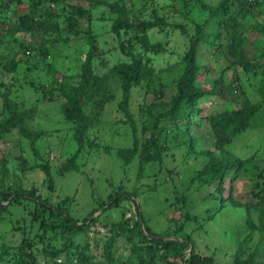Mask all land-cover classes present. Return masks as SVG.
<instances>
[{
    "label": "trees",
    "instance_id": "16d2710c",
    "mask_svg": "<svg viewBox=\"0 0 264 264\" xmlns=\"http://www.w3.org/2000/svg\"><path fill=\"white\" fill-rule=\"evenodd\" d=\"M66 0H0V20L4 19L5 11L13 6V17L7 16L5 35L10 42L18 47L13 54L1 61L3 70L17 72L20 64H25V83L34 88L46 89L44 82L36 83L28 74L38 67V62L29 61L32 53H39L42 68L45 69L50 88H55L62 96L61 103L64 118L72 123V139L75 150L61 163L58 172L64 174L71 170H78L77 159L89 148L97 146L90 138V130L100 121L102 107L105 102L114 98L112 86L119 91L117 108L121 115L119 120L134 125V118L129 108L133 88L141 85L147 94H152V99L146 106L141 104L142 110L146 109L142 120V130L148 133L141 140L135 136L132 146L116 151L121 166L125 169L131 163L136 162L139 166L137 175L146 174L147 164L161 161L164 150L177 148L187 151H195V137L191 133L190 126L195 118H205L210 126L213 149L203 150L200 165L190 168L185 177L186 187L180 194L174 196L175 202H185L190 188L200 195L199 200L210 203L202 211V217L190 215L188 212H180L183 221L177 223L176 217H169L170 223L160 231L152 229L137 198L140 191H147L156 197V185L148 189H141L136 185L127 186L122 181L111 186L109 192L99 199L89 211L82 217L72 214L73 196L64 195L56 200L51 195L42 196L35 186L25 187L17 180L8 182L6 161L3 158L0 166V219L1 212L10 205H22L30 214L27 225H23V234L19 243L14 245L4 244L0 250V264H216L212 255H202L195 252V248L186 254L189 244H194L190 232L185 231V225L192 220L201 218L211 219L226 204L243 205L248 213L246 225L248 228L256 227L260 231L258 244L251 250L246 251L245 245L239 246L234 252L232 264H264V167H260L254 158V154L243 157L230 150L229 144L240 133L244 132L255 119L258 110L264 106V20L257 13L264 11V0H218L210 4L206 0H177L181 13L187 15L191 8L194 15H200V19L189 17L192 20L191 27L187 23H172L173 28H179L180 33L186 37V49L180 58L178 72L171 78L162 81L154 74L150 65L152 57L146 55L142 59L139 51L135 48L136 41L151 50L162 49L159 41L150 42L147 30L151 27L168 24L163 16L153 15V18H145L127 5L126 0H89L90 3H106L115 16L110 24V30L118 38L117 48L125 55V59L112 64L105 72L99 73L95 69L94 59L97 56V36L91 27V8L77 3H66ZM66 3L71 8L68 17V27L76 33L82 32L81 21L86 22L83 29L87 50L79 65V71L75 74L58 75L54 68L50 44L53 40L52 32L60 28V20L57 13L50 10V3ZM25 4L23 10L18 7ZM92 5L90 7H92ZM259 10V11H258ZM47 21L52 24L47 25ZM41 29V40H33L28 36ZM252 30L257 34L256 40H252L254 49L251 52L245 50V44L250 39L246 31ZM161 31V29H160ZM261 35V38H260ZM222 36L227 38V46H222ZM3 34L0 31V42ZM201 46L209 52V56L224 47L228 52L229 59L222 69L221 75L213 79L215 86L205 90L196 84V78L200 70L209 69L210 61H200ZM134 47V48H133ZM51 57V59H47ZM241 69L246 78L254 76L256 82L252 84V92L256 95L252 100L244 93L243 83L234 74L228 83L223 75L228 69L236 72ZM11 77H13L11 75ZM74 77L73 81L71 78ZM170 86L169 96L162 85ZM239 92L238 104L227 107L224 110L205 113L204 117L199 114L210 95L227 97ZM237 97V95L235 96ZM157 98V99H156ZM0 109V133L8 132L16 127L20 135L29 140V145L38 155L35 142L41 136V131L27 127L25 119L29 112L11 102L8 96H4ZM88 107V109L86 108ZM155 108V109H153ZM170 135L172 144L165 146L160 142ZM95 138L96 135H95ZM173 147V148H169ZM106 149V147H104ZM41 155V154H40ZM42 156V155H41ZM22 162L25 160L22 158ZM32 167V165L25 164ZM34 168L39 167L44 172L47 188L53 191V173L50 170L47 157L43 161H36ZM172 171V167H166ZM144 173V174H143ZM148 174V173H147ZM172 176V177H171ZM240 176L249 178V192L255 201H239L235 195L233 186ZM174 178L169 175L163 178L160 184H166L168 179ZM110 184V181H109ZM166 190V189H165ZM164 190V191H165ZM174 192V191H173ZM93 199H96L94 193ZM130 201L133 210L121 208L119 217L107 228L109 235L99 239L93 237L96 248L101 243V251L94 253L90 248L89 229L93 222L98 220L99 213L108 208L120 207L124 201ZM162 201H172L169 196L163 194ZM175 205V203H174ZM254 206L258 211L259 222L251 219L250 210ZM175 210L179 209L176 205ZM98 213L88 220L91 215ZM200 215V214H199ZM37 227L40 231L35 232L32 238L27 236L26 229ZM240 226V225H239ZM238 226V227H239ZM237 227V226H236ZM238 227L236 230H238ZM243 228V227H241ZM100 232L103 231L98 230ZM149 234L151 236H149ZM162 237V238H159ZM122 238L121 246L128 248V254L118 252V239ZM248 239L244 237V241ZM171 251H173L172 254Z\"/></svg>",
    "mask_w": 264,
    "mask_h": 264
},
{
    "label": "rangeland",
    "instance_id": "374dc122",
    "mask_svg": "<svg viewBox=\"0 0 264 264\" xmlns=\"http://www.w3.org/2000/svg\"><path fill=\"white\" fill-rule=\"evenodd\" d=\"M108 2L114 0H106ZM210 4H215L218 0H206ZM66 3H77L84 7L91 8L92 18L91 27L97 36V56L94 59L95 69L97 72L102 73L107 70L112 64L125 59V55L117 48L118 38L110 30V24L115 16V13L106 3L91 4L89 0H66ZM66 3H53L51 2L50 10L57 13V19L60 20V28L56 32H52L51 37L55 40L50 42L53 47V63L54 68L57 70L59 76L63 74H75L79 71V65L87 50L85 36L83 29L86 26L85 21H81L80 28L82 32L76 33L68 27L69 19L67 16L71 13V8ZM129 7L134 8L135 11L139 9V15L145 18H153V15L163 16L169 22L161 26L151 27L147 30L150 42L159 41L163 46L159 50H151L142 46L136 41L135 48L140 53L142 59L146 55L152 57L151 66L154 69V74L162 81L166 77L171 79L178 71L180 65V58L186 49V37L180 33L179 28H173L172 23H187L191 27L192 20L189 17L193 16L195 19H200V15H194V9L191 8L187 15H183L180 11L179 3L177 0H126ZM92 5V7H90ZM26 7L22 4L18 7L23 10ZM9 10L5 11V15L13 17V6L8 7ZM259 11V10H258ZM259 14V18L264 20V11ZM7 16H4L5 18ZM0 20V31L3 34V39L0 42V109L4 96H8L11 102L16 103L18 106L26 109L29 115L26 117L25 122L28 128L32 130L41 131V136L36 140L35 145L38 155L29 145V140L18 132L16 127L11 128L8 132L0 133V166L1 160L4 158L7 165L8 175L5 180L11 182L17 180L20 184L27 188L35 186L37 192L42 196L51 195L52 200H56L66 194L73 196L72 214L76 217H82L89 209L97 203L99 199L104 197L110 190L111 186L122 181L127 186L136 185L141 189H148L152 185H156V197H153L147 191H140L137 198L138 203L143 210V215L147 219L149 226L160 231L167 224L170 223L169 217L180 216V210L183 213L188 212L190 215H198L202 217V211L210 203L206 200H199L200 195L196 190L190 188L185 202L178 200L175 202L174 196L180 194L186 187L185 177L187 171L195 166L200 165L202 162L203 150L206 148L213 149L212 134L210 133L209 123L203 118L196 117L195 122L191 124L190 130L195 139V151L178 150L177 148L164 150L161 154V161L157 163L147 164L146 174L137 175L138 164L131 163L125 169L121 166L119 157L116 154L118 149H126L132 146V141L135 136L141 143L142 138L148 133L142 130V120L145 117V110L140 109L141 104L146 106L152 99V94H147L146 90L138 85L133 88L132 96L129 103V108L134 118V125L129 122L119 120L121 115L117 108V99L119 98V91L115 86H112L114 91V98L109 102H105L102 107L100 121L94 128L90 130V138H92L97 146L89 148L84 151L77 159L78 170H71L64 174H60L58 169L61 163L72 154L75 150V143L72 139V123L64 118L61 103L62 96L55 88H50L47 80L45 79V69L42 68L40 54L32 53L29 56V61L38 62V67L33 69L29 77H33L36 83L44 82L46 89L34 88L25 83L24 74L25 64H20L17 72H7L3 70L1 61L9 59L13 51L18 47L14 42H9L8 37L5 35V28L7 26L6 19ZM47 25L52 22L47 21ZM161 29V31H160ZM42 30L29 35L28 37L33 40H41ZM249 37V43L245 44V50L251 52L254 49L252 40H256L257 34L252 30L246 31ZM261 38V35H260ZM222 46H227V38L222 36ZM219 47L214 51L211 56L204 46H201L199 60H209V69H202L199 71L196 84L205 90H209L215 86L213 79L221 75L223 67L226 65V60L229 59L228 52H224V47ZM134 48V47H133ZM13 50V51H11ZM47 59H51L48 57ZM234 74L243 83L244 93L255 100L256 95L251 93L252 84L256 82L253 75L246 78L245 73L241 69H236V72H231L228 69L223 75L225 76L226 83L230 82ZM11 75L13 77H11ZM73 81L74 77L71 78ZM166 92V97L169 96L170 86L168 84L162 85ZM237 95V97H235ZM234 96L231 94L227 97L212 96L210 95L206 103L203 104V109L199 114L204 117L205 113H215L226 109L227 107L235 106L238 104L241 97L239 92ZM157 99V98H156ZM88 109V107H86ZM155 109V108H153ZM95 135L97 138H95ZM164 141L160 138V142L168 147L172 141L170 135ZM170 141V143H169ZM106 147V149H104ZM229 148L239 156H249L254 154L258 165L264 167V106H261L253 122L246 128V130L238 134L233 141L229 144ZM215 149V148H214ZM42 156H41V155ZM47 157V161L51 172L53 173L54 188L50 191L46 186L44 172L39 168H34L36 161H43ZM22 158L25 162H22ZM25 164L32 165V167L25 166ZM166 167H172V171H168ZM148 173V174H147ZM169 175H174L178 180L171 178L168 179L166 184H160L163 178L167 179ZM110 181V184H109ZM247 176H240L236 179L233 186L235 197L242 203L246 200L255 201L254 196L249 192L250 185ZM166 189V190H165ZM165 190V191H164ZM174 191V192H173ZM96 199H93L92 194ZM169 196L174 203L162 201L163 194ZM178 205L179 209L175 210ZM127 207L126 210L132 211L133 206L130 201H124L120 207L108 208L101 211L98 215V220L93 222L89 229V242L90 248L94 253L101 251V243L96 248L93 237L100 238L109 235L107 228L116 220L121 208ZM94 213L89 217L91 220L96 214ZM182 213V214H183ZM176 220L179 224L183 221V216ZM200 214V215H199ZM3 220L0 219V248L4 244L14 245L19 243L21 235L23 234L22 227L27 225L30 214L22 205H10L6 210L1 212ZM251 219L255 224L259 222L257 209L252 206L250 210ZM248 213L243 205L226 204L213 218H201V226L198 221L192 220L185 225V231L190 232L195 248V252L202 255H212L216 264H232L234 259L235 250L245 245V250H251L256 244L260 236V231L256 227L248 228L246 225V218ZM240 225V226H239ZM238 227V230L237 227ZM243 227V228H241ZM26 229V235L30 237L35 236L36 231H40L37 227H32L30 230ZM101 230L102 232L98 231ZM248 239L244 241V237ZM122 238L118 239L119 247L118 252L128 254L129 250L121 246ZM189 248V247H188ZM1 250V249H0ZM173 251H171L172 254ZM189 254V249L186 250Z\"/></svg>",
    "mask_w": 264,
    "mask_h": 264
},
{
    "label": "water",
    "instance_id": "95a60500",
    "mask_svg": "<svg viewBox=\"0 0 264 264\" xmlns=\"http://www.w3.org/2000/svg\"><path fill=\"white\" fill-rule=\"evenodd\" d=\"M149 236H151V235L149 234ZM159 238H162V237H159ZM191 248H192V243L189 244V248H188L189 251L191 250Z\"/></svg>",
    "mask_w": 264,
    "mask_h": 264
}]
</instances>
